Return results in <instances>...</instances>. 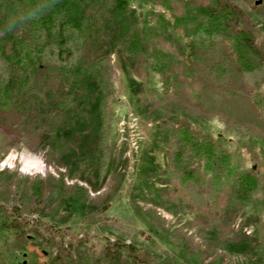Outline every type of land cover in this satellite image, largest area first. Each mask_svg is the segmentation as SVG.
<instances>
[{
  "label": "trees",
  "instance_id": "16d2710c",
  "mask_svg": "<svg viewBox=\"0 0 264 264\" xmlns=\"http://www.w3.org/2000/svg\"><path fill=\"white\" fill-rule=\"evenodd\" d=\"M149 1L141 2L146 12L140 22L128 0H0V60L4 64L0 68V138L9 147L20 144L44 153L65 169L58 178L49 175L32 182L0 173V205L7 206L0 209V264H14L18 249L31 256L29 264H74L67 254L40 258L29 249L33 238L20 240L23 228L30 224L27 215H39L75 196L65 182L74 168L83 164L101 171L108 159L105 139L98 142L96 136L100 103L107 98L114 75L111 54L121 60L126 75L135 61L148 64L170 100L179 64L191 65L199 47L218 36L230 39V53L224 57L230 68L252 80L264 75L263 50L253 31L244 27V12L235 4L179 0L187 8L198 2L187 12L192 30L177 51L183 54L182 61L175 51L159 47L167 31L159 19L151 23L161 16L177 30L182 17L171 21L170 6L157 11ZM158 2L163 5L162 0ZM154 24L158 26L153 28ZM198 35L201 44L195 41ZM252 102L264 123V92L254 93ZM166 110L158 107L157 111L164 115L159 119L165 126L162 134L165 139L171 136L176 149L167 164L173 169L167 168L164 174L176 177L192 200L215 201L223 231L232 229L238 207L264 210V201L254 198L264 190L260 177L242 168L218 140L191 129L175 112ZM113 223L119 231L121 221ZM258 252L259 264H264V247ZM101 259L104 264H124L125 259L139 264L136 249L120 237L105 242ZM153 259L154 264L162 263L156 262L158 257Z\"/></svg>",
  "mask_w": 264,
  "mask_h": 264
},
{
  "label": "rangeland",
  "instance_id": "374dc122",
  "mask_svg": "<svg viewBox=\"0 0 264 264\" xmlns=\"http://www.w3.org/2000/svg\"><path fill=\"white\" fill-rule=\"evenodd\" d=\"M128 1L130 11L141 22L146 12L143 0ZM223 1L244 12V27L253 31L264 53V0ZM149 2L157 11L170 6L171 21L182 17L177 30L161 16L151 19V23L159 19L167 31L159 47L177 54L192 30L187 12L198 2L188 8L179 0H162L163 5L158 0ZM155 30L161 33L159 27ZM195 41L201 44V37L196 36ZM230 44V39L218 36L199 47L191 65L180 63L171 85V100L148 64L135 61L126 75L121 60L111 54L114 75L110 92L100 103L101 125L96 136L98 142L105 139L108 159L102 162L101 171L83 164L74 168L65 182L75 196L39 215H27L30 224L23 228L20 242L31 237L34 246L29 249L36 250L40 258L67 254L74 264H104L102 248L117 237L136 249L139 264H154L153 257L161 264H259L264 210L238 207L232 229L223 231L215 201L192 200L176 177L164 174L167 168L173 169L167 164L176 147L171 136L163 137L165 126L159 119L164 115L159 116L158 107L172 110L191 129L218 140L242 168L264 183V123L252 102L254 93L264 92V75L252 80L230 68L224 60ZM176 57L183 61V54ZM3 66L0 60V68ZM8 147L0 138V173L6 171L32 182L49 175L58 178L65 172L44 153L31 152L20 144ZM22 155L39 158L44 170L25 171ZM11 157L13 161H9ZM254 198L264 201V190ZM2 205L0 209H7ZM114 219L121 221L119 231ZM14 256V264H29L31 259L21 249ZM124 264H130L129 259Z\"/></svg>",
  "mask_w": 264,
  "mask_h": 264
},
{
  "label": "bare ground",
  "instance_id": "6f19581e",
  "mask_svg": "<svg viewBox=\"0 0 264 264\" xmlns=\"http://www.w3.org/2000/svg\"><path fill=\"white\" fill-rule=\"evenodd\" d=\"M21 159H22L25 171L35 170L37 172H41L44 170L43 163L37 157H31L29 155H22ZM9 161H13V157L9 158Z\"/></svg>",
  "mask_w": 264,
  "mask_h": 264
}]
</instances>
